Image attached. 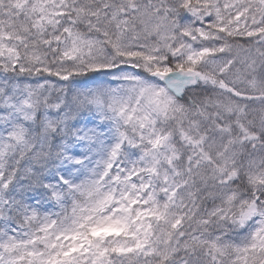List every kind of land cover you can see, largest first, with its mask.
<instances>
[{"label":"snow or ice","instance_id":"snow-or-ice-1","mask_svg":"<svg viewBox=\"0 0 264 264\" xmlns=\"http://www.w3.org/2000/svg\"><path fill=\"white\" fill-rule=\"evenodd\" d=\"M0 264H264V0H0Z\"/></svg>","mask_w":264,"mask_h":264}]
</instances>
